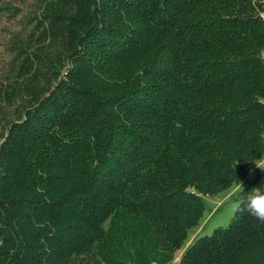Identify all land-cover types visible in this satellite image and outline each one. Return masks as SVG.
<instances>
[{
    "label": "trees",
    "instance_id": "1",
    "mask_svg": "<svg viewBox=\"0 0 264 264\" xmlns=\"http://www.w3.org/2000/svg\"><path fill=\"white\" fill-rule=\"evenodd\" d=\"M263 13L0 0V264H264V223L237 206L186 244L203 197L264 159Z\"/></svg>",
    "mask_w": 264,
    "mask_h": 264
},
{
    "label": "rangeland",
    "instance_id": "2",
    "mask_svg": "<svg viewBox=\"0 0 264 264\" xmlns=\"http://www.w3.org/2000/svg\"><path fill=\"white\" fill-rule=\"evenodd\" d=\"M264 17V13H263ZM8 16H3L0 19V40L3 36V26L11 27L13 26L11 22L13 19H8ZM5 54L2 51V47L0 46V68L4 62ZM264 57V52H263ZM259 163V162H256ZM257 171H262L256 167V164H252L248 169L239 170L236 172L234 180H239L243 182V186L246 185L249 181H251ZM238 189L233 183L232 187L226 191L220 192L211 197H203L205 211L203 213V217L201 218L200 224L194 227L189 232V239L186 244H188L194 238L209 235L213 229L218 226H226L232 216L236 206V195ZM181 251L177 252L174 258V261H177L179 258Z\"/></svg>",
    "mask_w": 264,
    "mask_h": 264
},
{
    "label": "clouds",
    "instance_id": "3",
    "mask_svg": "<svg viewBox=\"0 0 264 264\" xmlns=\"http://www.w3.org/2000/svg\"><path fill=\"white\" fill-rule=\"evenodd\" d=\"M255 164L257 168L264 171V159ZM233 182L238 189L240 197L236 210L246 211L254 220L264 223V186L253 187L245 194L243 182L239 180H234Z\"/></svg>",
    "mask_w": 264,
    "mask_h": 264
}]
</instances>
